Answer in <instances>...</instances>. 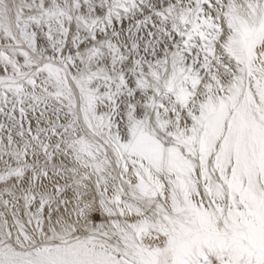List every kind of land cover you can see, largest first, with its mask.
<instances>
[{
    "label": "snow or ice",
    "instance_id": "obj_1",
    "mask_svg": "<svg viewBox=\"0 0 264 264\" xmlns=\"http://www.w3.org/2000/svg\"><path fill=\"white\" fill-rule=\"evenodd\" d=\"M0 264H264V0H0Z\"/></svg>",
    "mask_w": 264,
    "mask_h": 264
}]
</instances>
